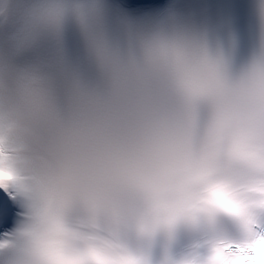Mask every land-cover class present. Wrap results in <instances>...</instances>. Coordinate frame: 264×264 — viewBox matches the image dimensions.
<instances>
[{
  "label": "clouds",
  "instance_id": "9594fccd",
  "mask_svg": "<svg viewBox=\"0 0 264 264\" xmlns=\"http://www.w3.org/2000/svg\"><path fill=\"white\" fill-rule=\"evenodd\" d=\"M108 12L0 0V191L17 209L0 264H264V0L239 64L233 39L172 9L117 31Z\"/></svg>",
  "mask_w": 264,
  "mask_h": 264
},
{
  "label": "snow or ice",
  "instance_id": "6c2138e0",
  "mask_svg": "<svg viewBox=\"0 0 264 264\" xmlns=\"http://www.w3.org/2000/svg\"><path fill=\"white\" fill-rule=\"evenodd\" d=\"M16 211L11 201L5 197L4 191H0V225L7 224Z\"/></svg>",
  "mask_w": 264,
  "mask_h": 264
}]
</instances>
